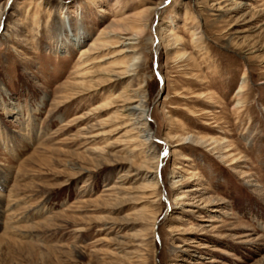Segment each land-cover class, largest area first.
<instances>
[{
	"label": "rangeland",
	"instance_id": "obj_1",
	"mask_svg": "<svg viewBox=\"0 0 264 264\" xmlns=\"http://www.w3.org/2000/svg\"><path fill=\"white\" fill-rule=\"evenodd\" d=\"M113 29L143 32L138 68L96 83L97 50L75 95L80 50ZM126 86L152 195L112 101ZM0 264H264V0H0Z\"/></svg>",
	"mask_w": 264,
	"mask_h": 264
},
{
	"label": "bare ground",
	"instance_id": "obj_2",
	"mask_svg": "<svg viewBox=\"0 0 264 264\" xmlns=\"http://www.w3.org/2000/svg\"><path fill=\"white\" fill-rule=\"evenodd\" d=\"M113 30L105 33L104 38L107 41L105 42L99 41L100 37L102 36L101 35L99 39L96 40V42L92 43L88 47V49L80 50L79 52L80 54L78 56V59L74 67L75 73H74L73 83H74V88L81 90V91L75 93V95L85 94L86 92L90 91L92 87L91 88L86 87V85H88L87 83H89L91 84V86H93L92 83L94 82L91 79L94 78L95 76L93 77L92 74L97 76L101 73V72L92 71L93 70L92 67L100 63L99 61L97 62V61H94L93 59L94 55L96 54L95 51L97 50L106 51V50L113 49L114 51L112 53H109L108 55H105V57L101 61V63L106 62V61L109 62L110 59H113V62L107 63V69L102 70L103 78H101L102 77L101 76L100 77L101 79H97L96 83L99 81H101L102 83L107 82L110 84L119 83L120 81L132 76L130 75L131 71L129 69L134 68V67L138 68L139 66L138 64L140 63L139 61L140 58L137 57L138 55L137 42H139L140 39L142 38L143 32L139 30V31L134 32L133 34L132 33L122 34L123 36L121 38L119 37V34L116 33L115 30L114 31ZM169 33L172 34V32H169ZM173 35L175 36V34H172V36ZM72 40H74V44L76 46H80L82 43V38L80 36ZM118 58H120L119 61L117 60ZM112 64L114 66H110ZM98 86L100 87V85H96L95 87L97 88ZM110 101L111 100H109L108 102ZM112 101L120 103V106H119L120 109L118 112L120 113L121 118L127 121L125 123H129L128 127H130L131 132L134 133L133 140L130 139L131 138L130 136H125V137L123 136L124 138L131 140V141L125 140L126 144H135L133 146L134 150H138L139 152H141L143 161L147 163L146 164L144 162L147 166L143 163L146 166V168L144 169L146 174L143 178V181H145L146 185L148 186L147 190L151 193L150 195H152V193L154 194L155 193L154 191H156V180H157L156 176L158 172L157 165H158L159 158L156 153V150L153 144L152 135L150 134L149 127H148V117L147 116L149 114L146 111L147 108L145 105L146 102L143 98V88L140 86L137 89L132 90L130 89L129 86H126L124 91L120 93L117 97H115ZM234 107L237 108L238 106H234ZM189 140L191 141L188 135H182L179 137V143L175 147L182 145L184 142L189 141ZM211 141L213 142L212 144L220 143L217 140H211ZM176 152H178V150H174L173 154ZM177 184H179L178 181H175V182L171 181V185L173 187L174 185H177ZM193 191L195 190L189 189L183 193H190ZM149 196H148V199H152L153 196L151 197ZM188 197L189 196L187 195H181V196H178L176 199H187ZM155 204H156L155 201H153L152 205H155ZM145 211H147V209ZM145 211H141L140 215L141 216L144 215ZM146 213H148V211Z\"/></svg>",
	"mask_w": 264,
	"mask_h": 264
}]
</instances>
